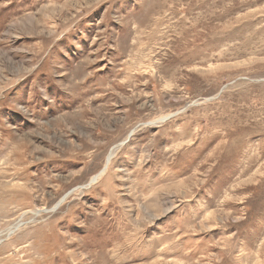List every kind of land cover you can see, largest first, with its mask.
Here are the masks:
<instances>
[{
  "label": "rangeland",
  "instance_id": "rangeland-1",
  "mask_svg": "<svg viewBox=\"0 0 264 264\" xmlns=\"http://www.w3.org/2000/svg\"><path fill=\"white\" fill-rule=\"evenodd\" d=\"M0 264H264V0H0Z\"/></svg>",
  "mask_w": 264,
  "mask_h": 264
},
{
  "label": "bare ground",
  "instance_id": "bare-ground-1",
  "mask_svg": "<svg viewBox=\"0 0 264 264\" xmlns=\"http://www.w3.org/2000/svg\"><path fill=\"white\" fill-rule=\"evenodd\" d=\"M111 158H112V153H110L108 156H107V158H106V165L109 163V161L111 160ZM105 169V168H104ZM104 172V170H102L101 171V173H103ZM100 173V174H101ZM97 177H98V175L97 176H95V177H93V180H96L97 179Z\"/></svg>",
  "mask_w": 264,
  "mask_h": 264
}]
</instances>
